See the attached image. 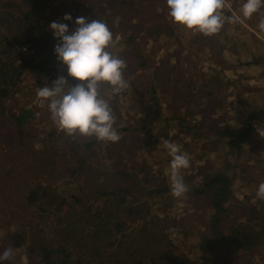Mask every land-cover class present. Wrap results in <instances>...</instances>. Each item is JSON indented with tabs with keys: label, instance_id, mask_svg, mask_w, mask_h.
I'll return each instance as SVG.
<instances>
[{
	"label": "trees",
	"instance_id": "1",
	"mask_svg": "<svg viewBox=\"0 0 264 264\" xmlns=\"http://www.w3.org/2000/svg\"><path fill=\"white\" fill-rule=\"evenodd\" d=\"M27 1L28 11H23L17 19L23 27L18 28V44L12 47L17 51L14 61L18 62L17 65L12 62L13 76L0 66V195L5 198L3 206L0 205V226L5 228L0 234V252L12 251V258L6 264H212L209 260L197 263L179 260L178 247L172 240L173 229L166 230L160 225L161 217L145 208L166 196L172 206L182 204L191 213L198 208L205 212L225 206L223 218L211 215L216 227H220L218 234L221 232L225 248L231 251L230 256L213 255L222 257L225 264L231 260L236 264L244 254L264 248V199L253 196L243 200L235 196L234 201H229V196L233 199V194L228 193L231 176L223 177L217 172L209 176L210 166L207 170L201 168L198 172L201 176L194 180L183 174L187 192L177 198L170 191L169 180L164 176L156 178L152 173L150 160L154 151L169 156L165 147L168 135L160 134L163 126L157 124L155 129L150 126L158 121L166 126L171 122L180 130L193 132L192 137L197 141L216 142L212 145L215 152H220L218 144L231 142L234 145L230 148L236 152L247 144L252 155L251 149L257 147L249 143L250 133L264 145L261 135L264 87L257 85V78L255 90L248 86V95L240 96L241 121L235 124L218 121L212 132L215 137L210 132L204 136L199 134L209 129L204 127L207 125L204 114L222 116L225 109L221 101L212 98L213 88L205 90L204 87L207 83L216 85V79L200 74L197 77L193 66L188 64L180 66L172 62L169 72L157 68L147 81L140 79L138 89L144 88L136 100L145 102V116L131 115L130 121L122 122L124 99H135L127 95L131 86L128 75L132 77L133 70L148 69L153 62L150 55L160 48L158 35L174 33L171 26L160 22L148 38L153 39L152 45L157 48L138 47L137 39L131 34L109 47V51L125 62L123 77L129 84L117 94L111 92L110 86H101L115 116L119 141H101L95 136L66 131V137L61 135L58 140L52 133L48 139L42 138L33 126L31 107L25 102L19 104L18 78L23 70H35L47 76L51 73L65 76L70 85L77 81L67 76L66 66L53 52L57 40L49 28L52 21L33 19L41 6L52 0ZM139 3V0H119V5H123L121 13L131 14L129 7ZM132 14L143 19L141 15L145 13ZM112 34L114 39L116 32ZM22 45L33 49L29 57L17 49ZM250 63L251 67L264 69V55H254ZM39 139L45 145L40 151L36 146ZM26 209L32 211L29 218L23 213ZM4 211L11 215L2 214ZM174 227L178 234H187L184 223H174ZM215 246H210L211 251Z\"/></svg>",
	"mask_w": 264,
	"mask_h": 264
},
{
	"label": "rangeland",
	"instance_id": "2",
	"mask_svg": "<svg viewBox=\"0 0 264 264\" xmlns=\"http://www.w3.org/2000/svg\"><path fill=\"white\" fill-rule=\"evenodd\" d=\"M139 1V4L129 7L128 11L131 14H124L121 13L123 5H119V0H52L49 4L41 6L36 16H33V19L39 17L41 21L49 20L67 23L70 31L71 27H76L74 21L77 17L100 20L108 28L111 27L112 33L116 32L112 43L123 41L126 35L131 34L137 39L136 45L143 49L146 48L145 50L157 48L156 45H152L153 39H148L155 28V24H160V22L167 23L173 28L174 33L170 35L167 32V34L162 33L157 36L156 39L160 43V48L156 53L150 55L153 62L149 64L148 69L145 72L133 70L132 77L128 75L131 86L129 87L127 83V88L129 87L127 95H133L135 99H124L123 106H121L124 112L122 122L130 121L131 115L145 116V102L136 100L144 88L141 91L138 89L140 79L147 81L157 68H160L165 73L169 72L172 62L180 66L192 65L195 71L194 74L197 77L200 74L205 75V77L213 76L216 79V85L212 86L207 83L204 87L205 90L213 88L211 90L213 93L212 98L214 97L217 101H221L225 109L222 110V116L218 113L204 114L207 122L204 127H209V129L201 132L200 136L209 134V132L212 133L214 131L213 127L218 121L222 120L234 124L235 122H240L241 119L238 112L240 109L239 103L242 102L240 96L248 95V86L255 90L256 81L258 82L257 85L264 87V69L262 67H251L250 63L254 55H264V32L256 28L261 18L264 17V8L260 10L259 16L253 14L251 18H248L249 21L243 19L240 23H229L226 20L218 33L205 35L199 31L174 23L168 14L166 0ZM6 2L8 4H4L0 9V52L5 51V54L0 53V57L3 58L0 61V66H2V71L12 75V62L15 65L18 64V62L14 61L17 51L15 52L12 47H16L18 44L16 39L18 28L21 29L23 27V24L19 21L17 22V19L20 14H23V11H28L26 6H29V1L6 0ZM242 3L243 0L225 1L226 7L221 10L222 14L226 17L234 13L239 14ZM226 10H229V13ZM133 12H144L145 14L141 15L143 19H139L137 15L133 16ZM65 14H70L72 21L64 20ZM146 14H151V16ZM44 15L47 16L45 17ZM54 17L56 20H54ZM50 31L52 30L50 29ZM11 49L12 51L10 52ZM17 49L23 52L26 57H29V54L33 52L30 46L22 45ZM226 63L229 65H226ZM51 74L47 76L35 70H23L22 75L18 78L17 86L20 87L21 91L19 104L25 102L33 111V126L35 130L40 133L42 138L48 139V135L52 133L56 137L55 140H58L61 135L66 137L67 133L53 121L48 109V101L37 96L38 88L51 86V82L55 80L54 78H57L54 73ZM174 94L179 96L177 92ZM195 116L198 118L197 115ZM157 124L163 126L160 129V134L162 136L168 135L167 142L177 144L180 151L188 157L189 167L183 169L182 174H188L190 179L194 180L201 176L198 173L201 168L205 167L207 170L210 166V171L207 172L209 176L216 172L223 177L227 174V177L231 176L228 193L229 195L233 194V199L227 196L229 201H234L235 196L243 200L257 196L258 186L261 182H264V173L262 172V168L264 169V145L263 142L255 140V134L250 133L251 139H248L249 143L251 142L257 147L251 149L252 155L249 154L250 151L247 144H244L243 148L236 152L230 148V145H234L231 142L228 143L229 145L224 142L218 144L220 152H215L212 149V145L216 144V142L197 141L192 137L193 132L180 130L179 127L173 126L171 122L166 126L164 122L158 121L154 125L150 124V126L155 129ZM261 135L264 136V132H261ZM211 137H215V135L212 133ZM36 146L39 151L43 150L45 148L44 140L39 139L36 142ZM54 146L56 147V145ZM161 153L162 151H154V153L150 154V160L153 164L152 173L156 178L164 176L169 180L171 157ZM192 165H195V167L192 168ZM4 203L5 198L0 195V205L3 206ZM187 204L190 205L191 203L187 201ZM177 205L172 206L171 201L166 196L161 199L157 198L145 208L161 217L162 222L160 225L163 224L166 230L173 229L172 240L174 242L173 245L178 247L176 248V253L179 260L183 262L189 260L194 263L209 260L213 261L212 264H225L222 257L218 256L216 258L213 255L217 253L230 256L231 251L225 248L221 232L218 234L220 227H216L214 220L211 218L213 216H218L220 219L223 218L226 215L225 206L215 207L205 212L197 207L198 209L191 213L192 211L186 210L182 204ZM3 213L6 214L5 211ZM23 213L28 218L32 216V211L29 209H26ZM6 215L10 216L11 214L8 213ZM10 220L12 221V219ZM174 223L176 225L184 223V226L188 228L187 234L184 236L178 234ZM4 231L5 228L1 225L0 234ZM206 240H208V243L205 242ZM210 246H215L213 251H211ZM239 262L240 264H264V248L244 254ZM239 262L236 264H239ZM230 264H235V262L231 260Z\"/></svg>",
	"mask_w": 264,
	"mask_h": 264
},
{
	"label": "clouds",
	"instance_id": "3",
	"mask_svg": "<svg viewBox=\"0 0 264 264\" xmlns=\"http://www.w3.org/2000/svg\"><path fill=\"white\" fill-rule=\"evenodd\" d=\"M168 14L174 23L199 31L205 35L218 33L226 20L240 23L251 18L264 8V0H243L239 14L225 16L222 9L225 0H166ZM72 21L70 14L63 17ZM76 27L53 21L49 24L57 43L53 52L58 61L67 69V76L77 83L70 85L65 76H58L51 86L37 89V96L48 101V109L58 127L69 134L95 136L101 141L120 140L114 127L115 116L108 99L101 92L102 85H108L113 94L127 87L123 77L125 62L109 51L113 34L100 20L77 17ZM258 28L264 32V17ZM170 160L169 182L173 196L182 198L187 192L182 170L189 167L188 157L175 143L165 142ZM257 197L264 199V182L258 186ZM12 258L11 249L0 252V264Z\"/></svg>",
	"mask_w": 264,
	"mask_h": 264
},
{
	"label": "crops",
	"instance_id": "4",
	"mask_svg": "<svg viewBox=\"0 0 264 264\" xmlns=\"http://www.w3.org/2000/svg\"><path fill=\"white\" fill-rule=\"evenodd\" d=\"M8 4V2H6V0H0V9L3 7V5Z\"/></svg>",
	"mask_w": 264,
	"mask_h": 264
}]
</instances>
